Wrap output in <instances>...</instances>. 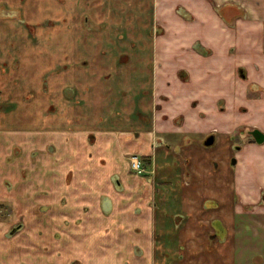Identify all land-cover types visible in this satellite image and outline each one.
<instances>
[{"label":"crops","instance_id":"crops-1","mask_svg":"<svg viewBox=\"0 0 264 264\" xmlns=\"http://www.w3.org/2000/svg\"><path fill=\"white\" fill-rule=\"evenodd\" d=\"M68 1L0 0V86L16 61L23 79L14 90L27 91L24 106L34 109L31 126L3 125L0 114V205L22 208L15 211L27 224H17L13 243H0V264H243L236 229L247 218L264 228V148L249 135L264 133V0H88L92 20ZM69 27L97 37L70 36ZM105 28L130 29L129 48L113 57L142 49L161 61L151 100L105 109L102 97L123 92L102 73L76 76L92 83L88 93L68 85L62 61L73 45L82 59L111 57ZM152 28L145 44L140 29ZM39 92L46 117L36 110ZM7 107L16 102L0 95ZM216 116L219 124L202 126ZM233 136L243 141L236 148Z\"/></svg>","mask_w":264,"mask_h":264},{"label":"rangeland","instance_id":"rangeland-1","mask_svg":"<svg viewBox=\"0 0 264 264\" xmlns=\"http://www.w3.org/2000/svg\"><path fill=\"white\" fill-rule=\"evenodd\" d=\"M57 1V0H56ZM68 0H58V3H62L63 5L68 3ZM70 3V2H69ZM75 7H77V11L81 9V7L87 8L90 11V17L92 20V15L91 13H93L94 8H92L93 6L90 4V2H88V0H75L74 2ZM67 6V5H66ZM65 6V7H66ZM126 12V13H124ZM120 14H123L124 16L127 15L129 17V19L131 20H135L137 18L140 19H145V12H135V11H124ZM99 16H102L101 19H103V13L97 12ZM12 13H8L6 15V17L11 16ZM105 15V14H104ZM68 16H70V18H68L69 20L74 18L76 15L69 13ZM88 15H84V18H86ZM94 17V16H93ZM119 17V16H118ZM65 21L67 24L68 20H67V16H65ZM121 23H123V21H121ZM92 28H85V30L83 31V29L81 28H71L69 27L68 29V34L70 36H74V35H78L79 36H85L86 38H88L89 36H94L97 37V34L93 33ZM102 30V29H101ZM104 30V29H103ZM142 29H140V33L144 35L143 38V42H145V44L150 43V41L152 40L151 36L152 33H156V29H149L148 32L144 33L141 32ZM136 30H134L135 33ZM133 32V30L131 31V33ZM102 33H104V31H102ZM148 33V34H147ZM105 34L106 36L110 37V41H111V45L108 44V47L106 49V53L105 55L111 56L110 58L106 59L108 61H102V60H90V59H82L81 57H78L76 54H78L74 49L77 47V45H73L74 49L70 48V51L72 52V56H68V59L63 60V64L66 65L65 62L68 63L69 65V69H68V85L70 86H75L77 83H79V86L81 87V89H83V91H85L86 93H88V89L91 87V84H81L79 81H76L78 75L80 74L81 77H83V75L85 76H89L92 73H102L101 75H106V79L109 77H113L114 78V86L117 87L118 90L122 91L123 93L120 95L119 98L115 99L114 97H108V95L102 97V99H100L99 103L100 105H102V107L104 106V108L106 109L107 106H111L112 108H115V104L116 103H120V108L123 110L124 107H122V105H125V102L130 101V102H144L145 100H147L148 96L150 97L151 100V81H152V75L155 73L156 70H158L159 68V64H160V60L155 59V55H153L150 52L144 51L142 49H140L141 51H137V53L139 54L138 57H132L131 59L128 58V54H118V57H113L114 55H116L115 53L118 50H123L124 48H129V45L126 43L124 44L123 42L128 41V36H130V29H126V28H105ZM88 36V37H87ZM103 36V34L101 35ZM71 40L75 41L74 37H70ZM156 41V39H154ZM127 46V47H126ZM70 47V45H69ZM153 57V59H152ZM116 58V59H115ZM80 59V60H78ZM83 60V61H82ZM85 60V61H84ZM171 60V59H169ZM181 60H178V63ZM204 61V60H202ZM173 62V61H172ZM176 62V61H175ZM16 61H13V66H9V69L6 68L4 71V80H1L2 86L1 89H3V91H1L0 89V95L2 96V100L5 101V103H9V102H16V108L13 109L10 108L12 105H9L10 107L4 108V109H0V114L3 115V119H1V121L3 120V125L6 126H13V123H15V125H18L20 127L22 126H31L32 123H28V115H33V111L34 109H31L32 107H28V104L24 106V104L29 101L30 103L32 102V100L30 101V99L32 97H30L31 95L27 92V91H15L14 90V86L15 83H20L23 79V76L21 75V70L18 69L17 65H16ZM37 63L39 65H43V60L42 59H38ZM77 64H84L86 70L88 71H84L82 70L80 72V68H78L77 71ZM63 65V69L65 68V66ZM17 67V68H16ZM92 68H96V70L94 72H92ZM72 72V74H71ZM89 72V73H88ZM106 72V73H104ZM40 74H44V68H41L39 70ZM15 74V75H13ZM25 74V73H24ZM100 75V74H99ZM77 76V77H76ZM40 78V76H37L36 81ZM28 79H30L27 76V79L24 81H27ZM101 82H103L104 78H100ZM65 78H61V80L58 81H64ZM78 80V79H77ZM4 81V82H3ZM64 83V82H63ZM172 85H165L164 89H170ZM10 87V88H9ZM16 87V86H15ZM79 87V88H80ZM9 90H6L8 89ZM128 91V92H126ZM166 93V92H165ZM41 92L36 93V96H39L38 98L41 100L40 103L37 105L36 110H38V116L42 115L45 116V114H50L51 110L49 108H44V95ZM41 96V97H40ZM108 97V98H107ZM22 99V101H21ZM37 99V98H36ZM99 100V99H98ZM98 102V101H97ZM91 103V102H90ZM73 107H69L68 108V113L69 114H74L77 110V106H75V104ZM56 110H59V108H57ZM56 110H54V113L56 112ZM117 112L121 113L120 110H117ZM116 112V114H118ZM46 117V116H45ZM45 117H43L39 124H37V127H40V123H44V120L46 119ZM145 117V116H143ZM180 119V118H179ZM30 120V118H29ZM218 116L214 117L212 119V123H204L202 126L207 129L210 125H215V123L219 124L218 122ZM26 123V124H25ZM200 126V125H199ZM248 134V133H247ZM251 137V136H250ZM204 141V139H202ZM199 141V140H197ZM228 145H230L231 147H233L232 145H234L233 148H236L237 144H239V142H243V141H238L236 138H234V136L230 139H228ZM258 146H261L262 148H264V142L261 143H255ZM224 149V148H223ZM249 149H251V146H249ZM224 151V150H223ZM231 151V150H230ZM249 154L248 151H246L243 155L247 156ZM218 156V155H217ZM220 156V155H219ZM218 156V157H219ZM218 157L216 159H218ZM221 159V157H220ZM219 160V159H218ZM247 162V160H246ZM231 168H233V166H230ZM253 184L254 186H258L260 183L258 180L253 179ZM15 207L12 208L11 204H2L0 205V243H4L5 245L7 243H13V232L14 230H16L17 228H19V226L17 225L18 223H25V227L27 226L26 224V220H24L25 217H23L22 215H19L18 211H15V209L17 210H21L22 208H17V205H15ZM259 205H257L256 207H258ZM14 215H13V212ZM3 216V217H2ZM2 217V218H1ZM248 224V227H246L245 229L248 230V232H244V224L245 223ZM243 223H240V225L238 226V228L236 229V243L239 244V246L241 245V241L243 239L244 244H243V248L242 250L236 251V255H237V262L242 259L244 260L243 264H257V262H251L250 259L254 258L255 260L259 259V256H263L264 257V228L261 229V231H256V227H254L253 222L251 219H244ZM8 233L9 235L6 236L5 233ZM23 233V232H22ZM263 259V258H262ZM237 264V263H236ZM261 264H264V259L261 262Z\"/></svg>","mask_w":264,"mask_h":264},{"label":"water","instance_id":"water-1","mask_svg":"<svg viewBox=\"0 0 264 264\" xmlns=\"http://www.w3.org/2000/svg\"><path fill=\"white\" fill-rule=\"evenodd\" d=\"M252 134H253V136H254V138L256 139L257 142H262V141H263V139H264V135H263L260 131H258V130H254V131L252 132ZM212 142H213V137H211V139H209L208 141H206L205 144L209 145V144H211Z\"/></svg>","mask_w":264,"mask_h":264},{"label":"flooded vegetation","instance_id":"flooded-vegetation-1","mask_svg":"<svg viewBox=\"0 0 264 264\" xmlns=\"http://www.w3.org/2000/svg\"><path fill=\"white\" fill-rule=\"evenodd\" d=\"M254 130H258V129H253V130H251V131H249V135L251 136V141H256V139L254 138V136H253V134H252V132L254 131ZM259 131V130H258ZM261 132V131H260ZM262 133V132H261ZM263 135H264V133H262ZM211 137H213V142H214V136L213 135H211V134H208L206 137H205V139H204V142L206 143V141H208L209 139H211ZM263 141H264V139H263ZM262 141V142H263ZM212 142V143H213ZM257 142V141H256ZM211 143V144H212ZM258 143H261V142H258ZM210 145V144H209Z\"/></svg>","mask_w":264,"mask_h":264},{"label":"built area","instance_id":"built-area-1","mask_svg":"<svg viewBox=\"0 0 264 264\" xmlns=\"http://www.w3.org/2000/svg\"><path fill=\"white\" fill-rule=\"evenodd\" d=\"M131 166L139 172L143 170V167L141 166L140 162L136 159L131 160Z\"/></svg>","mask_w":264,"mask_h":264}]
</instances>
